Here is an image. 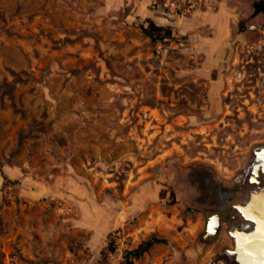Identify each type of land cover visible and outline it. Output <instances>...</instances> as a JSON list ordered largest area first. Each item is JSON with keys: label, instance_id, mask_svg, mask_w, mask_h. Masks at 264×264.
<instances>
[{"label": "rangeland", "instance_id": "374dc122", "mask_svg": "<svg viewBox=\"0 0 264 264\" xmlns=\"http://www.w3.org/2000/svg\"><path fill=\"white\" fill-rule=\"evenodd\" d=\"M257 1L0 0V264H234Z\"/></svg>", "mask_w": 264, "mask_h": 264}, {"label": "flooded vegetation", "instance_id": "af4514ba", "mask_svg": "<svg viewBox=\"0 0 264 264\" xmlns=\"http://www.w3.org/2000/svg\"><path fill=\"white\" fill-rule=\"evenodd\" d=\"M256 3V2H255ZM253 14L254 13V6H253ZM264 14V12H259L257 15ZM251 76L258 75L257 77L261 78L264 77V66H260L256 73H251ZM235 78L238 81H243L244 78H246V72L245 71H237ZM245 87L248 89L249 94H253L257 88H255L253 85L248 86H238V90H242V88ZM229 90V89H228ZM230 91V90H229ZM247 96V94L242 95V97ZM264 158V142H258V144L253 145L251 149V156L249 163L246 165L245 168L241 170V172L238 174L237 178L235 179V183L230 188L228 197H229V206L232 209V213H230V216L228 217V213L225 212L223 209V212H221V215L223 217L228 218V227H235V231L238 229L246 230V231H253L256 228V223L248 220L246 216L234 205L235 204H241V203H248L251 200V197L253 194L258 193L262 190H264V162L261 161ZM222 211V208H221ZM221 218L223 219V217ZM224 218V220H225ZM223 220V221H224ZM215 225L217 224V221H214ZM234 238V237H233ZM236 248V239L234 238V249ZM234 257V264H241L238 260V256L235 254Z\"/></svg>", "mask_w": 264, "mask_h": 264}, {"label": "water", "instance_id": "95a60500", "mask_svg": "<svg viewBox=\"0 0 264 264\" xmlns=\"http://www.w3.org/2000/svg\"><path fill=\"white\" fill-rule=\"evenodd\" d=\"M264 162V158L261 161ZM248 220L256 223L253 231H231L236 248L230 254L237 255L241 264H264V190L253 194L248 203L235 204ZM215 225V229H218Z\"/></svg>", "mask_w": 264, "mask_h": 264}, {"label": "trees", "instance_id": "16d2710c", "mask_svg": "<svg viewBox=\"0 0 264 264\" xmlns=\"http://www.w3.org/2000/svg\"><path fill=\"white\" fill-rule=\"evenodd\" d=\"M254 13L264 12V0L257 1L254 3ZM187 37V36H185ZM6 183H19V180H12L6 174H3ZM165 241L158 237H153L148 241L142 243L138 248L127 250L125 254V264H135V259L141 258L145 253H147L153 245Z\"/></svg>", "mask_w": 264, "mask_h": 264}]
</instances>
